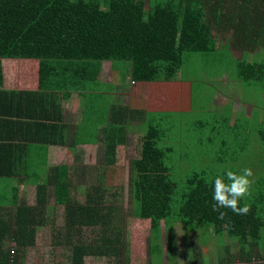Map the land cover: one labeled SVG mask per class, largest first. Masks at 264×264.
<instances>
[{"label":"trees","instance_id":"trees-1","mask_svg":"<svg viewBox=\"0 0 264 264\" xmlns=\"http://www.w3.org/2000/svg\"><path fill=\"white\" fill-rule=\"evenodd\" d=\"M145 3V0H0V58L37 59L40 87L35 94L48 99L50 93L44 89L49 87L65 90L64 98L70 91L77 92L85 123L93 124L102 106L109 120L96 131L104 146L99 182L90 188L81 187L73 183L67 168L55 167L35 186L33 205L15 196L10 211L0 217V264H25L19 252L34 244L38 227L47 226L51 216L54 219L56 206H62L63 215L53 242L68 244L72 251L70 264H87L86 256L106 257L108 264H129L128 242L118 219L117 193H108L103 180L104 168L110 169L115 164L118 146L128 140L129 127L143 129L139 156L129 162L128 195L132 215L150 221L148 264L163 263V239L168 264H176L174 229L179 223L186 240L196 229L200 238L199 243L188 242L191 252L188 264H201L202 246L214 243L221 235L228 239L222 245L214 243L219 251H225L218 256L219 264H264V191L239 201L241 207L249 205L248 214L237 215L230 209H221L227 216L225 220L217 219L218 213L212 210V188L214 179L221 175L209 177L205 170L192 171L180 189L171 177L165 159L173 145L166 144L162 126L165 116L170 114L168 110H160L156 120L148 110L130 108L120 102L106 106L103 93L96 86L87 88L89 82L101 83L98 80L101 63L106 60L130 66V75L136 72L135 63H139L140 77L147 81L176 79L185 52L214 53L215 40L223 37L229 40V47L244 54L259 50L251 62L245 56L234 60V64L244 81H260L263 91L264 0H148L147 7ZM5 93H0V99ZM52 96L54 105L61 109L63 97ZM57 118L53 116L52 123L46 125L47 132L43 128L37 131L35 142L64 144L61 138L66 127ZM25 123L20 122L21 129ZM9 172L0 169V176ZM84 177L82 170L78 178ZM222 177L225 183L229 182L226 176ZM74 187L86 193L83 201L75 198ZM49 197L53 198L52 207ZM83 228L94 233L89 241L80 238ZM199 230L203 232L201 236ZM7 235L14 239L15 249L4 247L2 239ZM233 243L237 251L231 256L233 249L229 246Z\"/></svg>","mask_w":264,"mask_h":264},{"label":"rangeland","instance_id":"rangeland-1","mask_svg":"<svg viewBox=\"0 0 264 264\" xmlns=\"http://www.w3.org/2000/svg\"><path fill=\"white\" fill-rule=\"evenodd\" d=\"M145 2L147 7L148 0ZM230 54L231 52H226L225 56L218 57L212 52H185L183 64L177 75L180 79L174 84L162 83L160 86L141 84L146 83L147 80L144 76L140 77L139 63H137L133 83L130 82L125 94H120L119 97L121 96L124 104H131L133 107L141 105V109L148 110L149 115L154 118L160 114V110L166 109L170 113L165 116V122L162 123L163 138L166 144L173 145V150L167 154L165 163L171 168V177L179 189L184 184L186 176L192 171L205 170L206 175L212 177L223 176L229 170L240 174L242 169L250 168L253 176L249 179L254 182L250 188V195L244 198L246 201L254 196L253 193L264 191V90L262 91L260 87V81H244L241 78L238 67L230 62ZM226 68L227 73H225ZM223 71L230 82H226L224 77L223 82H220L222 80L220 72ZM22 77L23 74L14 76L15 79ZM113 79L116 82V78ZM232 80H235L236 84ZM120 83L123 86L128 84L129 80ZM93 86H96L98 91L108 90L106 99L112 94L111 89L103 88V83L89 82L87 88L91 89ZM138 92L145 97L144 101L134 97ZM251 108L253 112L247 120L241 111L248 112ZM244 118L247 120L245 123ZM142 128H145L144 125ZM130 131L126 144L117 148L115 164L110 169L104 168L103 180L108 193H117L116 200L120 207L118 219L128 242V263L148 264L147 240L150 221L132 215V205L128 195L129 162L139 156L143 129L137 127L131 128ZM81 152L83 157H76L77 161L79 164L87 165L88 169L84 170L85 177L82 180L74 176L73 182L76 179V183L81 187L90 188L101 179L99 174L102 166L99 167L98 164L103 165L102 148H89V156L85 148L81 147ZM81 172L79 171L78 175ZM72 191L76 193L75 198L79 201L85 199L86 193L75 187ZM24 193L34 194L32 190H25ZM49 204H53V198L52 201L49 200ZM54 209V219L51 216L47 226L38 227L34 244L24 247L21 253L19 252L25 264H70L72 251L68 248V244L53 242V236L58 233L56 231L62 225L63 215L62 206H56ZM197 232V229L191 231L186 240L182 225L179 223L175 226V247H173L177 250L176 264H188L191 255L188 242L199 243ZM201 233L203 234L199 230V236ZM93 236V232L83 228L80 238L89 241ZM202 238L204 239V236ZM224 239L228 238L221 235L218 237L219 241L214 239V243L222 245ZM229 240L235 241L231 238ZM214 243L212 241L202 246L201 264H219L218 256L224 255L225 251H219ZM162 245L164 251L162 264H168L164 239ZM13 248L15 249L16 245L10 243L9 249ZM229 249H233L230 254L232 256L237 251V245L233 243ZM84 260L87 264H108L106 257L86 256Z\"/></svg>","mask_w":264,"mask_h":264},{"label":"crops","instance_id":"crops-1","mask_svg":"<svg viewBox=\"0 0 264 264\" xmlns=\"http://www.w3.org/2000/svg\"><path fill=\"white\" fill-rule=\"evenodd\" d=\"M215 43L216 48L213 50V54L217 56L219 54L225 55L226 53L224 52L226 51L224 47H227L226 49L231 52V63L245 56L246 60L251 62L259 51H247L244 54L241 51L234 50L231 46L230 48L229 40L224 41L223 37L216 39ZM262 53H264V50ZM39 66L40 63L37 59L0 58V93L6 92L0 99V169L10 170L9 173L0 176L1 219L6 216V211H10V203L14 200L15 196L19 201L27 202L29 205L34 204L36 199L35 186L43 182L49 170L55 169V167L67 168L71 172L70 177L73 181L74 176L79 171L88 169L87 165L79 164V161H77V158L83 157L81 147L86 149L87 156H89V148H102V153L104 150V146L99 139L100 135L96 132L109 121L106 113H104V107L102 106L98 109V116L94 117V123L89 124L81 120V98L77 92L70 91V94L64 98L65 90L49 87L44 89L47 93H50L48 99L35 94L34 91H38L40 87ZM134 72H131L130 75V66L122 65L120 62L111 63L106 60L101 63V74L98 80L103 83L104 89H111L112 91L108 99H106L108 90L101 91L106 106L110 107L111 104L117 102L124 104L119 95L125 94L127 87L130 86V82L133 83L134 77L132 73ZM225 73H227V68L225 69ZM16 74H23V77L15 79L14 76ZM220 74L222 78L220 82H223V77L226 82L231 81L227 80L224 71L220 72ZM105 76L108 78L105 79ZM51 78V76L48 77L49 82ZM113 78H116V82ZM121 78L122 80L120 81ZM179 79L177 76L176 79L169 81H147L141 84L160 86L162 83L174 84ZM127 80H129V83L122 86L120 82L125 83ZM232 82L236 84L235 80H232ZM52 94H59L63 97L60 102L61 109L54 105ZM134 97L143 99V101L145 100V97L140 92L135 93ZM124 105L130 108L141 109V105L139 107H133L131 104ZM251 106L254 107V105ZM252 112V108L248 112L244 111V117L248 120ZM245 113L248 114L245 115ZM39 114L41 117L37 118ZM53 116L58 117L57 122L60 120V123L62 122L66 127L63 131V138H61L64 144L47 145L35 142L37 131L43 128L47 132L49 128L46 125L52 123ZM36 119H38L37 125L34 124ZM20 122H26L23 125V129L20 128ZM81 124H85L83 128L80 127ZM33 126L35 127L33 128ZM130 129L131 127L128 129L127 138L131 133ZM73 183L79 184L76 183V179ZM25 190H32L34 194L25 195ZM48 200L52 201V198L49 197ZM49 206L52 207L53 204H49ZM2 243L4 247L9 248V244H15V241L7 235L2 239Z\"/></svg>","mask_w":264,"mask_h":264},{"label":"clouds","instance_id":"clouds-1","mask_svg":"<svg viewBox=\"0 0 264 264\" xmlns=\"http://www.w3.org/2000/svg\"><path fill=\"white\" fill-rule=\"evenodd\" d=\"M226 176L228 183L224 182V177L217 176L213 182V205L212 210L218 213L217 219L225 220L227 213L221 209H230L237 215H246L250 211L249 205L239 206V201L250 195V188L253 180L249 177L253 176L250 168H244L240 174L233 171H227Z\"/></svg>","mask_w":264,"mask_h":264}]
</instances>
